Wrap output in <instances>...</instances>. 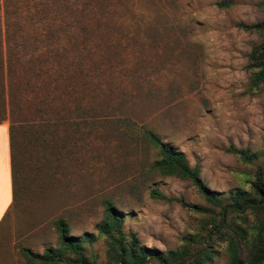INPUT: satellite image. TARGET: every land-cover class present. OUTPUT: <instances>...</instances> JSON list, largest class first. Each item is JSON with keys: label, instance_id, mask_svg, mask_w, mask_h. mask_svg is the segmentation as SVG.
<instances>
[{"label": "rangeland", "instance_id": "rangeland-1", "mask_svg": "<svg viewBox=\"0 0 264 264\" xmlns=\"http://www.w3.org/2000/svg\"><path fill=\"white\" fill-rule=\"evenodd\" d=\"M221 1L0 0V118L11 126L14 191L0 264H26L21 247H55L58 217L72 235L95 232L105 200L140 245H209V264H227L209 223L218 207L190 182L150 169L156 149L142 133L197 164L221 203L264 168V87H250L246 69L261 36L237 26L264 19V0ZM230 146L257 156L243 162ZM105 248L97 237L84 253L104 264Z\"/></svg>", "mask_w": 264, "mask_h": 264}, {"label": "trees", "instance_id": "trees-1", "mask_svg": "<svg viewBox=\"0 0 264 264\" xmlns=\"http://www.w3.org/2000/svg\"><path fill=\"white\" fill-rule=\"evenodd\" d=\"M228 4L225 0L217 3L219 6ZM237 26L261 36V39L251 46L246 59L250 87L261 89L264 87V19L251 24L239 23ZM32 56L31 53L27 55L28 62ZM4 57L9 73L11 55L5 52ZM42 57L44 62L48 58ZM7 90L11 95V85H7ZM142 133L146 141L156 149V157L151 161L150 169L162 176H173L190 182L203 194L205 200L218 207L215 217L209 218V223L215 228L217 235H221L219 240L224 243L227 264H264V168L261 165L255 167L253 177L249 181V189L229 190L227 192L229 201L221 203L224 198L209 190L200 179L197 164L190 166L181 150L162 140L153 131L143 129ZM226 152L243 162H252L257 156V153L232 146L226 148ZM150 195L157 199H168L156 190H151ZM103 206V216L94 225L95 232L72 235L64 219L58 217L53 220L58 238L57 245L45 248L41 253L21 247L20 252L26 264H97L94 257L84 253L85 243H91L97 237H102L106 245L104 264H149L151 260H155L157 264L210 263L214 249L209 245L194 252H188L186 248L161 252L140 245L134 232L122 230L123 214L108 200L103 201ZM192 208L204 209L197 205Z\"/></svg>", "mask_w": 264, "mask_h": 264}, {"label": "crops", "instance_id": "crops-1", "mask_svg": "<svg viewBox=\"0 0 264 264\" xmlns=\"http://www.w3.org/2000/svg\"><path fill=\"white\" fill-rule=\"evenodd\" d=\"M14 198L9 122L0 118V224Z\"/></svg>", "mask_w": 264, "mask_h": 264}]
</instances>
